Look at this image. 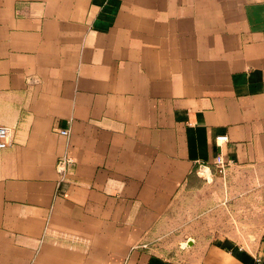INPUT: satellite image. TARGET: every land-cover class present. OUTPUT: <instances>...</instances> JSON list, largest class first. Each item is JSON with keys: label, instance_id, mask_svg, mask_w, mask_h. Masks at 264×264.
I'll return each mask as SVG.
<instances>
[{"label": "crops", "instance_id": "crops-1", "mask_svg": "<svg viewBox=\"0 0 264 264\" xmlns=\"http://www.w3.org/2000/svg\"><path fill=\"white\" fill-rule=\"evenodd\" d=\"M0 124V264H264L148 247L218 153L264 170V0H0Z\"/></svg>", "mask_w": 264, "mask_h": 264}, {"label": "rangeland", "instance_id": "rangeland-1", "mask_svg": "<svg viewBox=\"0 0 264 264\" xmlns=\"http://www.w3.org/2000/svg\"><path fill=\"white\" fill-rule=\"evenodd\" d=\"M263 230L264 170L232 165L224 175L212 172L196 186L180 189L155 226L148 247L188 262L195 245L227 237L253 243Z\"/></svg>", "mask_w": 264, "mask_h": 264}, {"label": "built area", "instance_id": "built-area-1", "mask_svg": "<svg viewBox=\"0 0 264 264\" xmlns=\"http://www.w3.org/2000/svg\"><path fill=\"white\" fill-rule=\"evenodd\" d=\"M59 132L62 135L68 134L67 130H60ZM12 134L13 130L11 127L0 124V148H5L11 143ZM214 140L216 145L220 146V144L225 143L228 138L226 135H219L215 136ZM72 164L73 159L69 156L59 158L58 165L63 169L70 167ZM213 165L216 173L224 175L227 167L229 166V162L224 158L222 153H218L213 160Z\"/></svg>", "mask_w": 264, "mask_h": 264}]
</instances>
